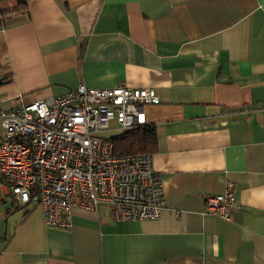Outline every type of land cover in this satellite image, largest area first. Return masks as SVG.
<instances>
[{"label":"crops","instance_id":"obj_1","mask_svg":"<svg viewBox=\"0 0 264 264\" xmlns=\"http://www.w3.org/2000/svg\"><path fill=\"white\" fill-rule=\"evenodd\" d=\"M27 2L0 26L1 107L80 84L155 88L145 112L166 207L134 221L76 207L60 229L0 183V264H264V0ZM228 183L223 217L206 198Z\"/></svg>","mask_w":264,"mask_h":264},{"label":"built area","instance_id":"obj_2","mask_svg":"<svg viewBox=\"0 0 264 264\" xmlns=\"http://www.w3.org/2000/svg\"><path fill=\"white\" fill-rule=\"evenodd\" d=\"M152 87H88L12 107L0 103V183L15 205L37 202L46 225L72 226L76 207L107 205L116 221L158 220L166 207L164 185L152 153L120 154L105 130L147 124L146 106L159 104ZM233 184L209 195L214 214L228 217Z\"/></svg>","mask_w":264,"mask_h":264},{"label":"trees","instance_id":"obj_3","mask_svg":"<svg viewBox=\"0 0 264 264\" xmlns=\"http://www.w3.org/2000/svg\"><path fill=\"white\" fill-rule=\"evenodd\" d=\"M27 0H16L10 9H2L0 16V26L8 18L28 14ZM7 80V78H3ZM4 80V81H5ZM115 149L120 154L129 153H152L157 142V132L153 125L145 124L135 129L123 132L122 135L113 138Z\"/></svg>","mask_w":264,"mask_h":264},{"label":"rangeland","instance_id":"obj_4","mask_svg":"<svg viewBox=\"0 0 264 264\" xmlns=\"http://www.w3.org/2000/svg\"><path fill=\"white\" fill-rule=\"evenodd\" d=\"M2 2L4 3L5 6H12V5H14L16 3V0H0V5H1ZM111 127L115 128V129L105 130L103 132V135H105L106 137L115 138L117 136L122 135V133L124 132L123 129L116 128L117 124L114 121L111 122ZM0 197H4L3 192L1 190V187H0ZM36 203L37 202H32V204H36Z\"/></svg>","mask_w":264,"mask_h":264},{"label":"water","instance_id":"obj_5","mask_svg":"<svg viewBox=\"0 0 264 264\" xmlns=\"http://www.w3.org/2000/svg\"><path fill=\"white\" fill-rule=\"evenodd\" d=\"M4 83V79L0 76V85Z\"/></svg>","mask_w":264,"mask_h":264}]
</instances>
